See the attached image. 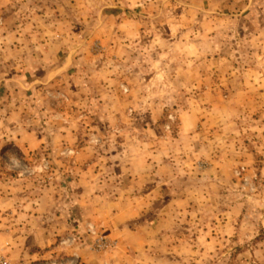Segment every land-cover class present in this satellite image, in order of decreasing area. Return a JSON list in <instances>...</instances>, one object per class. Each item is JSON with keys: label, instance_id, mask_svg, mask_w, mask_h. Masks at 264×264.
<instances>
[{"label": "rangeland", "instance_id": "374dc122", "mask_svg": "<svg viewBox=\"0 0 264 264\" xmlns=\"http://www.w3.org/2000/svg\"><path fill=\"white\" fill-rule=\"evenodd\" d=\"M2 2L0 264H264V0Z\"/></svg>", "mask_w": 264, "mask_h": 264}, {"label": "crops", "instance_id": "0c3cea01", "mask_svg": "<svg viewBox=\"0 0 264 264\" xmlns=\"http://www.w3.org/2000/svg\"><path fill=\"white\" fill-rule=\"evenodd\" d=\"M2 1H4V0H0V21H1V23H5V21L10 20L9 18L5 19V15H6L5 13H6V11H8L11 8V5L5 4ZM3 13H4V15H1ZM129 194L130 193L127 192V195L126 196L124 195L125 199L126 200L129 199L130 201H133L134 200L133 195H129ZM121 196L122 195H120V197L117 200H120L121 198H124V197H121ZM149 196H151V194ZM130 210H132L134 212L135 209L130 208ZM173 214H175V212H173V213L166 212V213L163 214V218L160 215L159 219H162V221L167 219L169 221L171 219V216H174ZM177 231L178 230L176 228H171V227L162 228V229H158V230L152 228V231L149 232L150 233V235L148 237L149 238V242H144L142 247L145 248V249L165 248V249H168V250H176V248L180 246L179 245L180 244V242H179L180 241V236L177 235ZM136 234L137 235H141V237L144 238L143 233L142 232L140 233V231H139V233L135 232V231H133L132 233H129V235L131 237H136ZM136 248L138 249L139 246L135 247V249Z\"/></svg>", "mask_w": 264, "mask_h": 264}]
</instances>
